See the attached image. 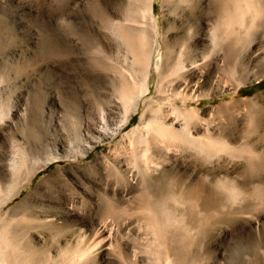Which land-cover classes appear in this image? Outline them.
I'll use <instances>...</instances> for the list:
<instances>
[{"label":"rangeland","instance_id":"rangeland-1","mask_svg":"<svg viewBox=\"0 0 264 264\" xmlns=\"http://www.w3.org/2000/svg\"><path fill=\"white\" fill-rule=\"evenodd\" d=\"M149 4L0 0V264H264V0Z\"/></svg>","mask_w":264,"mask_h":264},{"label":"bare ground","instance_id":"bare-ground-1","mask_svg":"<svg viewBox=\"0 0 264 264\" xmlns=\"http://www.w3.org/2000/svg\"><path fill=\"white\" fill-rule=\"evenodd\" d=\"M152 2L153 0H150V4L148 6V10L150 12L153 11V8H152ZM149 3V2H148ZM213 7V6H212ZM114 22V21H113ZM242 24V21L241 20H238V25H241ZM128 28V27H127ZM155 29H156V32H155V35H158L159 34V30H158V25L157 23L155 22ZM234 30L226 33L225 36V39L221 37V34H220V37L217 36V38H215L213 40L214 43H219L218 46L221 47V49L224 51V54H223V64H225L224 66H227V68L229 69L227 71V75H234L235 74V71L237 70V67L239 65H241L240 63H242V59H240L236 54V52L239 50L236 51V48L238 46H240L241 42L243 41L241 36L239 37L237 34H234L235 31L238 29V28H233ZM218 30V29H217ZM216 30V31H217ZM215 33V32H214ZM219 33V32H218ZM116 35V34H115ZM143 35V34H142ZM145 35V34H144ZM143 35V36H144ZM211 35V34H210ZM215 35H219V34H215ZM141 37V39H145V36L144 37ZM235 36V37H233ZM117 38V37H116ZM144 42H142L141 40V44L144 43V49H145V64L147 65L146 66V72H145V76L142 77V79L144 78V90L145 91H148L150 89V81H151V72L153 70V56H154V53H155V49L154 48H148V46H146V40H144ZM229 41V43H227L226 41ZM121 41V40H120ZM148 41V40H147ZM157 46H160L159 42H157ZM182 44V43H181ZM148 45V44H147ZM211 45V44H210ZM90 46V45H89ZM158 49V48H157ZM238 49V48H237ZM143 51V50H142ZM236 51V52H235ZM170 53V52H169ZM177 54V53H176ZM181 54V53H180ZM174 55V54H173ZM203 55V54H202ZM181 57V56H180ZM204 57V56H203ZM169 59V58H168ZM202 59H205V58H198L194 61V64H197L196 66H199V61H202ZM167 60V59H166ZM186 60V59H185ZM204 62V61H203ZM181 63V62H180ZM183 63V62H182ZM185 63V62H184ZM193 64V65H194ZM182 65V64H181ZM155 69H159L158 71V76H160L161 78V81L164 80V79H168V75L165 76L164 73H163V68H164V63L163 61L161 62L160 60H158L156 63H155ZM226 68V69H227ZM144 70V69H143ZM144 74V73H143ZM230 77V76H229ZM160 86H162V82L160 83ZM123 103V102H122ZM138 103V102H137ZM136 103V104H137ZM135 104V106H136ZM135 106L133 107V109H137L135 108ZM137 107V106H136ZM176 108V107H175ZM133 110V111H134ZM121 117V119H120ZM130 119H131V114L129 112H126L124 114V116L122 115H118L116 118H110V117H106L104 120L105 121H101V124L98 125V126H94L93 127V130L92 132H90V134H88V136L82 140H76V141H73V143H71L70 145H67L66 143L64 142H59L58 144L55 145V147H53L52 149H50V155H45L44 157L42 156V163L44 162V166L50 162L51 159H57V158H71V157H77L79 154H81L82 156H86L88 155L94 148H96L100 142H103L107 139H111L113 138V136L120 132L121 129H123L125 127V125H127L129 122H130ZM89 133V132H88ZM39 156V155H38ZM41 160V159H40ZM41 163V162H40ZM36 164H38L36 162ZM34 165V164H33ZM39 166V165H38ZM139 167V165H138ZM36 169V168H34ZM33 169V170H34ZM32 170V169H31ZM17 171V170H16ZM38 171V170H37ZM34 172V171H33ZM137 173V172H136ZM29 178V177H28ZM31 178V177H30ZM29 182L31 179H28ZM28 182V181H26ZM23 186V185H22ZM21 187V186H20ZM19 187V190L21 189ZM16 190H18L16 188ZM19 190H18V193H19ZM17 192V191H15ZM14 193V192H12ZM15 194V193H14ZM17 194V193H16ZM10 195V194H9ZM11 196V195H10ZM12 198V197H11ZM208 202V200H207ZM206 203V202H205ZM210 204V202H208ZM208 205V204H207ZM206 205V206H207ZM210 207V206H209ZM201 218V217H200ZM22 222V221H21Z\"/></svg>","mask_w":264,"mask_h":264}]
</instances>
